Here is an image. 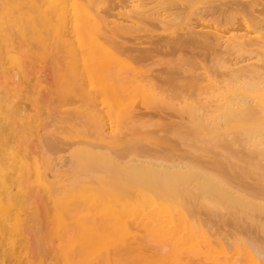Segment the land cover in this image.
<instances>
[{
	"label": "rangeland",
	"instance_id": "obj_1",
	"mask_svg": "<svg viewBox=\"0 0 264 264\" xmlns=\"http://www.w3.org/2000/svg\"><path fill=\"white\" fill-rule=\"evenodd\" d=\"M262 45L264 0H0V264H65L70 233L114 220L81 195L59 205L66 181L89 171V182L104 173L127 183L138 191L128 197L141 204L108 226L119 238L85 264H264V171L228 167L211 153L213 143L207 150L198 139L213 130L200 106L211 109L212 81L229 80L245 62L238 70L245 75L259 64L264 71ZM198 122L207 125L196 131ZM180 133L189 141L194 135L198 150L189 151L195 138L185 142ZM226 146L241 160L260 158L240 153V144L238 153ZM213 166L237 190L218 193L206 176ZM80 178L75 187L88 180ZM191 186L204 194L193 197ZM216 195L237 209L233 201L231 209L209 205ZM150 196L172 206L155 208ZM79 253L72 249L68 258L78 261Z\"/></svg>",
	"mask_w": 264,
	"mask_h": 264
},
{
	"label": "bare ground",
	"instance_id": "obj_2",
	"mask_svg": "<svg viewBox=\"0 0 264 264\" xmlns=\"http://www.w3.org/2000/svg\"><path fill=\"white\" fill-rule=\"evenodd\" d=\"M34 16V15H33ZM33 18V17H32ZM72 20H73V18H72ZM50 21V20H49ZM74 21V20H73ZM45 22V21H44ZM48 24V23H47ZM51 25H52V23H51ZM50 25V26H51ZM251 25V24H250ZM252 26V25H251ZM49 27V26H48ZM243 39V38H242ZM236 42H237V40H235ZM229 43V42H228ZM232 43V42H231ZM245 44V43H244ZM232 45V44H231ZM247 45V44H246ZM235 46V45H234ZM234 46H233V48H234ZM250 46V45H249ZM241 47H243L244 48V46H241ZM248 47V46H247ZM262 47L264 48V46L262 45ZM232 48V49H233ZM249 48V47H248ZM248 48H247V50H248ZM251 48H252V46H251ZM254 48V47H253ZM262 48V49H263ZM240 50H242V48H240ZM246 50V51H247ZM250 50V49H249ZM254 49H252V51H253ZM256 50V49H255ZM254 50V51H255ZM259 50H261V49H259ZM243 51V50H242ZM251 51V50H250ZM249 51V52H250ZM94 52V51H93ZM246 53V52H245ZM250 53H252V52H250ZM264 53V50L262 51V54ZM247 54V53H246ZM251 55V54H250ZM258 55V54H257ZM240 56V55H239ZM250 57V56H249ZM240 58V57H239ZM255 58H256V56H255ZM249 59V58H248ZM239 60H241V58L239 59ZM255 60V59H254ZM260 60V59H259ZM225 61V60H224ZM236 61V60H235ZM261 61V60H260ZM226 62V61H225ZM225 62H224V64H225ZM254 62L255 61H253V62H251V65H255L254 64ZM227 63V62H226ZM233 63H235V62H233ZM236 63H237V61H236ZM255 63H257V61L255 62ZM228 64V63H227ZM238 64H239V62H238ZM243 64H246L247 65V63L245 62V63H243ZM243 64H241V66H239V68H243L244 69V66L242 67V65ZM259 64V63H258ZM257 64V65H258ZM235 65V64H234ZM245 65V66H246ZM257 65H256V67H257ZM261 64H259L258 65V69L256 68V69H254L253 70V72L252 73H250L249 72V74L250 75H245V73H243L242 72V70L240 71L241 73H243V74H239L240 72L238 71L239 70V68H235V69H233V71H232V74H231V71L230 70H232V69H230L229 71H230V74L228 75V78H226V79H229V80H226V81H224L222 84H220V83H218L216 80H213L212 81V79H211V81H212V88L210 89L211 91L208 93V95H206L205 93L206 92H204V95H206L207 97H208V99H209V102H210V105H211V109H209L210 110V112H208L207 111V108H208V106H204V104H206V102L203 104V101H201V100H199L198 99V104L200 103V101L202 102V104L200 103V106L201 105H203L202 107H204L205 108V110H206V112H204V114L205 113H208V119H207V121L209 122V121H211L212 122V124H213V130H212V132L209 134H207V133H205V135L203 134V137H202V133H200V132H198L199 134V136L201 135V137L202 138H204V136H206L203 140H201V138L200 137H198V139L200 140V141H202V146H204V147H207V150H209V149H211V148H209L208 146H209V143H213L212 144V146L210 145V147H212V149L210 150L211 151V153H213L212 152V150L215 152V154L217 153L216 151H218L219 153H220V156H221V159L223 160V162H225V164L228 166V167H240V169L241 170H243L244 171V167L246 168H248L249 169V171L251 170V171H253L252 173H254V172H256L257 171V169H258V171L257 172H259L260 173V175L262 174V172H260V170H259V167H260V169L262 168V170L264 171V168H263V166H262V164H264V71L262 70H260L259 68L262 66H260ZM222 66V65H221ZM232 67V66H231ZM238 67V66H237ZM249 67V66H248ZM223 68V67H222ZM230 68V67H229ZM233 68V67H232ZM262 68V67H261ZM224 69V68H223ZM263 69V68H262ZM228 70V69H227ZM226 70V71H227ZM234 70H237V73H235V71ZM245 70V69H244ZM248 71V70H247ZM251 71V70H250ZM234 72V73H233ZM239 72V73H238ZM233 75V76H232ZM211 77V76H210ZM230 77V78H229ZM213 78V77H212ZM223 79H224V77H223ZM211 83V82H210ZM203 90V89H202ZM206 90V89H205ZM204 90V91H205ZM207 91V90H206ZM205 96V97H206ZM206 97V98H207ZM200 98V97H199ZM207 99V100H208ZM206 100V99H205ZM184 103V102H183ZM111 106V105H110ZM184 106H185V103H184ZM201 107V108H202ZM199 108V107H198ZM201 108H199V111H200V109ZM203 108V109H204ZM182 109H183V104H182ZM205 110H203V111H205ZM202 111V112H203ZM190 113V112H189ZM191 114V113H190ZM206 115H203L204 117L206 116ZM203 118V117H202ZM201 118V121L203 120ZM206 118V117H205ZM194 119H196V118H194ZM193 119V120H194ZM189 120H190V117H189ZM192 120V121H193ZM191 121V120H190ZM205 121H206V119H205ZM206 121V122H207ZM196 122V121H195ZM199 123V122H198ZM202 124V122L201 123H199V124H196L197 125V127H198V125H199V127L198 128H196V131L200 128V125ZM208 124H210V123H208ZM182 125V124H181ZM185 125V124H184ZM183 125V126H184ZM192 125V124H191ZM196 125H192L194 128H195V126ZM204 125V127H205V125H207V123H205V122H203V124H202V126ZM187 127V126H186ZM182 128V127H181ZM188 129V128H187ZM203 129V127L201 128V130ZM206 129V131L208 130V126H207V128H205ZM212 129V128H211ZM192 130V129H191ZM204 130V129H203ZM205 131V130H204ZM186 132H188V131H186ZM210 132V131H209ZM193 133V132H192ZM204 133V132H203ZM178 134H179V132H178ZM178 134L176 133V137L178 136ZM187 134V133H186ZM182 135H184V137L186 136H188V135H185L184 133H180V135H179V137H180V139L182 138ZM106 137V136H105ZM182 138V140L184 141L185 140V138ZM192 138V140L194 141V138H195V141H196V143H195V141L193 142V141H189V139H186V140H188L189 142H191V143H195L196 145H193V147L189 150V151H191V150H196L195 148H194V146L196 147L197 146V144H198V141H197V138L196 137H194V135L193 136H191ZM194 137V138H193ZM187 138H189V136L187 137ZM207 138H209L210 140H211V142L208 140L207 141ZM109 140V139H108ZM181 140V141H182ZM186 140H185V142H186ZM227 141V143L226 144H228V143H230V145L231 144H233L234 146L236 145L237 147H239L238 145L240 144V150H241V152L239 151V149H237V147H228V145L226 146V144H224L225 146H226V148H228V150L227 151H229V149H230V151H231V149H236V150H238L237 151V153L238 152H240V153H242L243 152V149H244V152L246 151V153H247V151H248V153H255V154H257L258 152L260 153V154H258V156H260V158L258 157V160L256 161V162H254V160H253V158H252V160L253 161H244V160H241V159H239V158H237L238 156L237 155H234V154H230V153H233V152H226L225 150H222L221 149V147H225V146H222L223 144L221 143V141ZM200 141H199V143H200ZM204 141V142H203ZM206 141V142H205ZM220 141V142H219ZM103 142V141H102ZM240 142V143H239ZM188 143V142H187ZM207 143H208V145H207ZM216 143H217V145H216ZM219 143V144H218ZM115 144V143H114ZM238 144V145H237ZM242 144V145H241ZM87 145V144H86ZM85 145V146H86ZM93 145V144H92ZM112 145H113V143H112ZM188 146L190 145V143H188L187 144ZM206 145V146H205ZM220 145V146H219ZM229 145V146H230ZM232 146V145H231ZM111 148H113V147H111ZM197 148V147H196ZM199 148V147H198ZM209 148V149H208ZM92 149V148H91ZM113 149H115V148H113ZM198 150V149H197ZM196 150V151H197ZM96 151V150H95ZM195 151V153H198V152H196ZM251 151V152H250ZM258 151V152H257ZM103 152V151H102ZM192 152V151H191ZM201 152V151H200ZM199 152V153H200ZM205 152H206V150H205ZM207 152H209V151H207ZM83 153V152H82ZM106 153H107V151H106ZM116 153V152H115ZM133 153V152H132ZM192 153H194V152H192ZM202 153V152H201ZM210 153V152H209ZM240 153H239V155H240ZM247 153V154H248ZM252 153V154H253ZM135 154V153H134ZM138 154H140V153H138ZM136 155V154H135ZM134 155V156H135ZM151 155H153V154H151ZM157 155V154H156ZM212 155H214V154H212ZM242 155V154H241ZM87 156V155H86ZM129 156H130V154H129ZM132 156V155H131ZM139 156V155H138ZM141 156V155H140ZM146 156H148V155H146ZM197 156H199V155H197ZM216 156H218V154L216 155ZM220 156H218V157H220ZM236 156V157H235ZM244 156V155H243ZM89 157V156H88ZM101 157H103V160H105V161H107V160H109L110 158L108 157V156H105V155H102ZM119 157V156H118ZM158 157V156H157ZM212 157V156H211ZM217 157V158H218ZM245 157V156H244ZM92 158V157H91ZM117 158V157H116ZM130 158V157H129ZM128 158V159H129ZM135 158H137V156L135 157ZM134 158V159H135ZM144 158H145V160H147L148 161V158H149V156H148V158H146L145 157V154H144ZM246 158H248V156L246 157ZM257 158V157H256ZM131 159V158H130ZM140 159H142L141 157H140ZM208 159H210V158H208ZM34 160V164L36 163L35 161V159H33ZM158 160H160V157H158ZM162 160V159H161ZM211 160V159H210ZM213 160H214V158H213ZM221 160V161H222ZM249 160H251V157H249ZM123 161V160H122ZM142 161V160H141ZM152 161V160H151ZM154 161V160H153ZM163 161V160H162ZM212 161V160H211ZM220 161V160H219ZM128 162V161H127ZM136 162H137V160H136ZM155 162H157V161H155ZM177 162V161H176ZM185 162H187V161H184V163ZM199 161H197V163H198ZM38 163V162H37ZM36 163V164H37ZM93 163H94V161H93ZM152 163V162H151ZM154 163V162H153ZM168 163L170 164V163H172L171 161L169 162L168 161ZM179 163V162H178ZM177 163V164H178ZM181 163V162H180ZM217 163V162H216ZM149 164V163H148ZM159 164V163H158ZM162 164V163H161ZM164 164V163H163ZM186 164H188V162L186 163ZM199 164V163H198ZM222 164V163H221ZM225 164H223V165H225ZM94 165H96V164H94ZM138 165H139V162H138ZM156 165V164H155ZM160 165V164H159ZM213 165H215V164H213ZM32 166V165H31ZM170 166H171V164H170ZM34 167H35V165H34ZM33 167V168H34ZM97 168H98V166H96ZM190 166L188 165V168H189ZM192 167V166H191ZM216 167H218L217 165H216ZM243 169H242V168ZM94 168V167H93ZM193 168V167H192ZM191 168V169H192ZM199 168H201V166L199 167ZM199 168H198V172L200 173V172H202V170L204 169L203 167V169L202 170H199ZM213 169H211V172H213L212 170H214V166L212 167ZM246 168V169H247ZM5 167L4 166H1L0 167V171L1 172H4L5 171ZM81 169V168H80ZM106 169V168H105ZM206 169V171H207V175L205 174L206 172H204L202 175H206V176H208V179H210L213 183H214V185L216 184L217 186H215L214 187V189H216V191H218V193L220 192V189H221V191L223 190L224 191V189H225V191L224 192H226L227 191V193L229 194H231V192H233L232 190H230V189H234L235 187H232V188H229V185L228 184H230V187H231V183H227L224 179H226V178H223L222 176V172L219 174V172L217 173H214L215 171H217V170H215L213 173H211L209 170H210V168H209V170L207 169V168H205ZM204 169V170H205ZM232 169V168H231ZM37 170H39V169H37ZM111 170V169H110ZM164 170V169H163ZM196 170V169H195ZM223 170H224V168H223ZM95 171H96V169H95ZM111 171H113V170H111ZM162 171V170H161ZM220 171H222V170H220ZM227 171V170H226ZM234 171H236V168H235V170ZM246 171V170H245ZM92 172V171H91ZM90 171H89V173H91ZM97 173L99 172L98 170L96 171ZM156 172V171H155ZM196 172V171H195ZM247 173H249L248 171H246ZM75 173V172H74ZM73 173V174H74ZM82 173V172H81ZM89 173H85V175H87L88 174V176L90 177V175L92 174L93 175V173H94V171L91 173V174H89ZM97 173H96V175H97ZM112 173V172H111ZM116 173V172H115ZM158 173V172H157ZM190 173V172H189ZM236 173V172H235ZM41 174V173H40ZM76 174V173H75ZM74 174V175H75ZM95 174V173H94ZM102 174H104V173H99L98 175H97V178H98V180H97V182L95 183V182H89V180H91V181H94L93 180V178L92 177H94V176H91V178H88L87 176H85V175H83L82 176V174H79L78 175V173H77V175H75L74 177H75V179H74V177H71L73 180H70L71 178H70V176H69V180H70V183H69V181H66V185L67 184H69L67 187H64L65 188V190H64V192H63V194H61L62 195V197L60 198V200H59V205H61V203H69L71 200H72V198L73 197H75L76 196V198H77V196H79V195H81L82 196V199H84V200H86L87 201V199H89V203H95V205H99V206H102V210H101V214L105 217V216H114V220L113 221H108V222H106L105 220L103 221V223L102 224H100L99 226H97V227H93V226H89L88 228H82V229H80L79 231H73L72 233H70V235L67 237V243H66V245H64V246H62L63 247V251H64V256H65V264H85L86 262H89L90 261V257L93 255V252L96 250V249H98V250H100V249H105V246H109L110 244H112L111 242H114V240L116 239V238H119V233H120V230L117 228V227H113V228H109L108 226L109 225H111V224H115V225H117V224H119L120 222H121V218L123 217V215L124 214H129V213H131L132 211H133V208H134V206L135 205H140L141 203H138V202H136V201H133L130 197H128V195L129 194H131V195H133V194H138L137 192L138 191H136V190H134V189H132L131 188V186L130 185H128L127 183H125V182H122V181H120V180H118V179H116V178H108V177H105V176H103ZM117 174V173H116ZM218 174V175H217ZM251 174V173H250ZM250 174H248L249 176H250ZM118 175V174H117ZM127 175H128V173H127ZM130 175V174H129ZM220 175V176H219ZM222 175V176H221ZM254 175H256V174H254ZM41 176V175H40ZM73 176V175H72ZM76 176H77V178H76ZM151 176V175H150ZM162 176V175H161ZM262 176H264V175H262ZM262 176H259V177H261L262 178ZM62 177V176H61ZM81 177V178H80ZM82 177H86V178H82ZM192 177V176H191ZM191 177H190V179H191ZM202 177V176H201ZM79 178L80 179H88L87 181H84L81 185H78L77 187H75L74 186V184H73V182L72 181H75L76 179L77 180H79ZM264 178V177H263ZM262 178V179H263ZM67 179H68V177H67ZM94 179H96V178H94ZM180 179V178H179ZM178 179V180H179ZM182 180H183V178H181ZM180 179V180H181ZM196 179V178H195ZM251 179H254V177H252V175H251ZM250 179V180H251ZM257 179V178H256ZM6 180V179H5ZM127 180H129V179H127ZM135 180V179H134ZM174 180H176V178L174 179ZM226 180H229V179H226ZM264 180V179H263ZM7 181V180H6ZM80 181V180H79ZM79 181H76V182H79ZM187 181V180H186ZM196 181H198V179H196ZM258 181H260V180H258ZM8 182V181H7ZM13 182V181H12ZM22 182V181H21ZM23 182H24V180H23ZM37 182V181H36ZM38 182H40V181H38ZM68 182V183H67ZM72 182V183H71ZM127 182V181H126ZM136 182H137V180H136ZM207 182V181H206ZM33 183V182H32ZM128 183H130V182H128ZM186 183V182H185ZM190 184L192 183V182H189ZM24 184H25V182H24ZM36 184H38V183H36ZM36 184H32L33 186H35ZM54 184H56L55 182H54ZM73 184V187L71 186ZM133 184V183H132ZM154 184V183H153ZM187 184V183H186ZM207 184V183H206ZM210 184V183H209ZM259 184V183H258ZM257 184V185H258ZM263 184V183H262ZM8 185V184H7ZM76 185V184H75ZM165 185V184H164ZM234 185H236V184H234ZM29 186V185H28ZM219 186V187H218ZM239 186V185H238ZM9 187V186H8ZM30 187V186H29ZM49 187V186H48ZM54 187H55V185H54ZM137 187V186H136ZM135 187V188H136ZM145 187V186H144ZM175 187V186H174ZM198 187V189H199V186H197ZM209 188H210V186H208ZM212 187V186H211ZM221 187V188H220ZM241 187V186H240ZM27 188V187H26ZM33 188V187H32ZM52 188V187H51ZM61 188V187H60ZM139 188V187H138ZM178 189H180L179 188V186L177 187ZM185 188V187H184ZM194 188V187H193ZM192 188V186H191V188H190V190L191 189H193ZM201 188H203V187H201ZM208 188V190H210ZM218 188H219V190H218ZM12 189V188H11ZM24 189V188H23ZM30 188H28V190H29ZM167 189V188H166ZM169 189V188H168ZM172 189V188H171ZM195 189V188H194ZM193 189V190H194ZM236 189V188H235ZM10 190V189H9ZM54 190V189H53ZM52 190V191H53ZM184 190H186V188L184 189ZM189 190V191H190ZM204 190H205V188H204ZM237 190V189H236ZM11 191V190H10ZM24 191H26L25 189H24ZM55 191V190H54ZM53 191V192H54ZM165 191V190H164ZM175 191V190H174ZM182 189H180V191L179 192H181L182 193ZM197 188L193 191V192H191L192 193V195L193 194H195L193 197H197L198 195H200V194H204V193H200L201 191H200V189L198 190V194H197ZM200 191V192H199ZM212 191V190H211ZM210 191V192H211ZM229 191H231V192H229ZM240 191H241V188H240ZM27 192H29V191H27ZM51 192V191H50ZM144 192V191H143ZM148 192V191H147ZM184 192H187V191H184ZM194 192H196V193H194ZM224 192H222V193H224ZM242 192V191H241ZM11 193V192H10ZM15 193H17V191L15 192ZM14 193V194H15ZM167 193V192H166ZM207 193V191L205 192V194ZM13 194V193H12ZM26 194H28L29 195V193H26ZM51 194H52V192H51ZM60 194V193H59ZM146 194V193H145ZM154 194V193H153ZM158 194V193H157ZM157 194L155 195L154 194V196H157ZM185 194V193H184ZM187 194V196L189 195L188 193H186ZM221 194V193H220ZM227 194V195H228ZM236 193H234V195H235ZM238 194V193H237ZM236 194V195H237ZM22 195V193L20 194V196ZM28 195L26 196V197H28ZM212 195V194H211ZM224 195V194H223ZM226 195V196H227ZM243 195V194H242ZM250 195V197H251V195L253 196V194L252 193H250L249 194ZM10 196V195H9ZM18 195H16V198H18L17 197ZM19 196V197H20ZM23 196H24V193H23ZM24 196V197H25ZM140 196V195H139ZM138 196V197H139ZM154 196H150V197H148V199L150 198V200H151V204L155 207V208H161L163 211H167V207L171 204H168L167 202H169V200H168V198L167 197H165V196H163V197H165L166 199H163V198H161V197H158V198H154ZM160 196H161V194H160ZM180 196V195H179ZM201 196V195H200ZM213 196V195H212ZM238 196V195H237ZM247 196V195H246ZM263 196V195H262ZM261 196V197H262ZM22 197V196H21ZM170 197V196H169ZM181 197V196H180ZM184 197H186V196H184ZM189 197V196H188ZM214 197V196H213ZM213 197H208V199L210 198V200H212L214 203H211V204H209V205H211L212 206V204H214V206H216L217 205V203L219 204V203H221V202H217V200L219 199V197H221V196H215V198H213ZM264 197V196H263ZM262 197V198H263ZM15 198V197H14ZM13 198V200H15ZM199 197H197V199H198ZM202 198V201H206L205 203H207V198H206V200H204V197H201ZM217 198V199H216ZM225 198V197H224ZM244 198H245V200H244ZM56 199V198H55ZM59 199V198H58ZM57 199V200H58ZM131 199V200H130ZM157 199H159V200H157ZM215 201H214V200ZM233 199V198H232ZM243 199V201H246L247 199H246V197H243L242 198ZM264 199V198H263ZM11 200V199H10ZM183 200V199H182ZM186 200V198L184 199V201ZM189 200V199H188ZM209 200V203L210 202H212V201H210ZM219 200H221V198L219 199ZM231 200V199H230ZM230 200L228 199V201L230 202ZM19 201H20V199H19ZM26 201V203H28V200H25ZM24 201V202H25ZM54 201H56V200H54ZM199 201L200 202H202L201 201V199H199ZM222 201V200H221ZM228 201H224L223 203H224V206L222 205L223 203H221L220 205H222L224 208H229L230 206H229V202ZM233 201V200H232ZM232 201L230 202L231 204L230 205H232ZM16 202V201H15ZM23 202V204L25 205L26 203H24ZM227 202H228V205H227ZM236 202V201H235ZM20 203V202H19ZM29 203H30V200H29ZM54 203H56V202H54ZM150 203V202H149ZM245 203H247V202H245ZM31 204V203H30ZM143 204V203H142ZM235 203H234V201H233V205H234ZM250 204V203H249ZM252 204V203H251ZM261 204V203H260ZM20 205H21V203H20ZM57 205H58V203H57ZM63 205V204H62ZM61 205V206H62ZM180 205V204H179ZM202 205H204L203 204V202H202ZM208 205V204H207ZM208 205V206H209ZM225 205H227V206H225ZM237 205V204H236ZM236 205H234V206H232V210H233V207H235ZM27 206V205H26ZM26 206H24V207H26ZM38 206V205H37ZM149 206H150V204H149ZM170 206H172V205H170ZM205 206V205H204ZM213 206V207H214ZM222 206H220V207H222ZM229 206V207H228ZM22 207H23V205H22ZM36 207V206H35ZM34 207V208H35ZM85 207V206H84ZM245 207H246V205H245ZM260 207V206H259ZM29 208V207H28ZM57 208V207H56ZM70 208V207H69ZM209 208H211V207H209ZM217 209L219 208V206L217 205V207H216ZM236 208V207H235ZM234 208V209H235ZM247 208H250V207H247ZM254 208V207H253ZM24 209V208H23ZM22 209V210H23ZM27 209V208H26ZM31 209V208H30ZM64 209V208H63ZM230 209H231V207H230ZM237 209V208H236ZM235 209V210H236ZM251 209H252V207H251ZM255 209V208H254ZM5 210H6V204H5V202L1 199L0 200V214H4V212H5ZM36 210H39V209H37L36 208ZM62 210V209H61ZM78 210H79V208H78ZM179 210H182L181 208H179ZM247 210V209H246ZM139 211V210H138ZM185 211V210H184ZM213 211V210H212ZM24 212V211H23ZM28 212V211H27ZM33 211H29V213H32ZM40 212V211H39ZM213 212H216V210L215 211H213ZM233 212H234V210H233ZM236 212V211H235ZM244 212V211H243ZM248 212V211H247ZM34 213H36V212H34ZM170 213V212H169ZM218 213V212H217ZM223 213V212H222ZM239 213V212H238ZM244 213H246V211L244 212ZM249 213V212H248ZM37 214V213H36ZM40 214V213H39ZM38 214V215H39ZM216 214V213H215ZM225 214V213H224ZM169 215V214H168ZM168 215H167V217H168ZM175 215V214H174ZM38 217V216H37ZM169 217H171V216H169ZM151 219V218H150ZM180 221V220H179ZM181 222V221H180ZM167 224V223H166ZM166 227V226H165ZM182 226H180V228H181ZM78 228V227H77ZM179 228V227H178ZM39 229L40 228H37V230L39 231ZM41 230V229H40ZM183 230V229H182ZM54 231V230H53ZM185 231V230H184ZM39 232H41V231H39ZM70 232V231H69ZM153 236V235H152ZM152 236H151V238H152ZM148 237L149 236H147V239H148ZM195 237V236H194ZM182 238V237H181ZM149 239H150V237H149ZM63 241H64V239H63ZM151 241L152 240H149V241H147L148 243L150 242V244H152L151 243ZM155 241V240H154ZM158 244H159V242L158 241H156ZM155 242V243H156ZM156 243V244H157ZM179 243V242H178ZM49 246V245H48ZM162 246V245H161ZM154 247H155V245H154ZM167 247V246H166ZM24 248V247H23ZM49 248V247H48ZM75 248H77V249H79V251H80V253H79V255H80V259L78 260V261H74V259H72V260H70L69 258H68V254H70V252H71V250L72 249H75ZM156 248V247H155ZM161 249H162V247H160ZM163 248H165V246L163 247ZM58 249H60V248H58ZM157 249H159V248H157ZM168 250V249H167ZM41 251V250H40ZM61 251V250H60ZM103 251H101V253H102ZM38 253V252H37ZM105 253V252H104ZM39 254V253H38ZM72 254V253H71ZM237 254V253H236ZM55 255V254H54ZM63 255V254H62ZM95 256V255H94ZM55 258H56V256H55ZM141 261V260H140ZM64 262V261H63ZM55 264V263H54Z\"/></svg>",
	"mask_w": 264,
	"mask_h": 264
}]
</instances>
